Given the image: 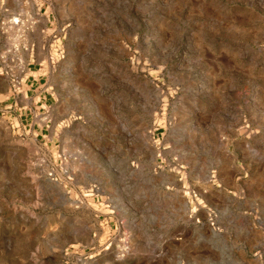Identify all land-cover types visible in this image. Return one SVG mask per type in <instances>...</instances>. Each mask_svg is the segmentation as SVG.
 Instances as JSON below:
<instances>
[{"label":"rangeland","instance_id":"374dc122","mask_svg":"<svg viewBox=\"0 0 264 264\" xmlns=\"http://www.w3.org/2000/svg\"><path fill=\"white\" fill-rule=\"evenodd\" d=\"M0 264H264V0H0Z\"/></svg>","mask_w":264,"mask_h":264},{"label":"crops","instance_id":"0c3cea01","mask_svg":"<svg viewBox=\"0 0 264 264\" xmlns=\"http://www.w3.org/2000/svg\"><path fill=\"white\" fill-rule=\"evenodd\" d=\"M45 98V103H46V97H44Z\"/></svg>","mask_w":264,"mask_h":264}]
</instances>
